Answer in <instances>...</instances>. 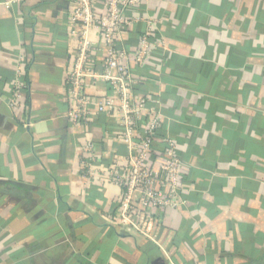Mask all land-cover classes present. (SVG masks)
<instances>
[{
  "label": "crops",
  "instance_id": "0c3cea01",
  "mask_svg": "<svg viewBox=\"0 0 264 264\" xmlns=\"http://www.w3.org/2000/svg\"><path fill=\"white\" fill-rule=\"evenodd\" d=\"M72 7L0 0V264H264V0H141L126 13L116 48L130 57L155 20L146 63H124L161 120L153 148L172 139L185 171L153 238L115 225L123 187L110 175L149 110L132 132L119 110L68 117ZM88 36L85 92L108 98L107 48L96 27Z\"/></svg>",
  "mask_w": 264,
  "mask_h": 264
},
{
  "label": "built area",
  "instance_id": "2783aa9c",
  "mask_svg": "<svg viewBox=\"0 0 264 264\" xmlns=\"http://www.w3.org/2000/svg\"><path fill=\"white\" fill-rule=\"evenodd\" d=\"M140 1L72 0L74 7L69 21L75 27L72 33L78 36L80 52L71 60L65 80L71 104L68 117L74 124L86 121L93 109L108 113L119 110L124 114V124L128 131L132 132L139 115L148 109L145 97L134 98L136 79L124 61L134 59L139 65L146 63L150 41L155 34V20L147 21V28L133 56L116 48L117 39L132 24L127 11L139 6ZM99 4L104 6L102 13L97 11ZM92 26L99 30L101 41L107 48L103 72L99 76L109 83L113 95L104 99L89 97L85 92L84 65L90 62V52L94 45L88 36ZM15 88L17 96L21 86L15 83ZM15 101V98L12 99L11 105ZM148 110L144 135L133 143L132 154L126 163L112 168L110 175L123 187L115 225L122 233L153 238V230L160 225L156 212L162 207L176 208L180 204L181 176L185 171L183 160L177 155L172 139L165 140L163 150L153 148L161 120L155 109L149 107Z\"/></svg>",
  "mask_w": 264,
  "mask_h": 264
}]
</instances>
